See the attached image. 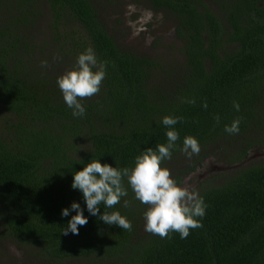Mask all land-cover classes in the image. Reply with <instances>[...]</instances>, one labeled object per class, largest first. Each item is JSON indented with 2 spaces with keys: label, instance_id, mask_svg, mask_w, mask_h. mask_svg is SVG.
I'll use <instances>...</instances> for the list:
<instances>
[{
  "label": "trees",
  "instance_id": "1",
  "mask_svg": "<svg viewBox=\"0 0 264 264\" xmlns=\"http://www.w3.org/2000/svg\"><path fill=\"white\" fill-rule=\"evenodd\" d=\"M140 1L173 16L185 57L178 82L161 86L162 91L148 83L153 61L119 48L91 0H0V102L14 117L4 119L0 130V228L4 236L29 244V253L57 264L84 257L93 264H264V164L244 162L218 174L217 185L197 188L206 205L203 217L196 218L202 227L190 229L183 239L178 232L162 239L141 231L144 212L127 178V196L114 208L101 204L99 214L119 211L131 231L91 215L82 192L71 187L74 172L92 159L131 169L148 147L167 143L166 115L183 117L172 126L179 133L172 155L182 149L185 136L199 142L188 170L196 167L203 149L221 141L228 145L226 154L237 146L234 136L247 132L252 139L245 137L235 156H224L229 165L240 163L264 134L260 0H225L227 28L202 0ZM37 3L46 6L65 62L76 67L78 55L91 47L98 63H105L99 93L80 101L82 117H74L59 86L34 69L27 38ZM236 118L239 132L227 133L225 126ZM73 202L88 223L78 225V235H64L76 214ZM64 208L70 209L68 216L61 215Z\"/></svg>",
  "mask_w": 264,
  "mask_h": 264
},
{
  "label": "rangeland",
  "instance_id": "2",
  "mask_svg": "<svg viewBox=\"0 0 264 264\" xmlns=\"http://www.w3.org/2000/svg\"><path fill=\"white\" fill-rule=\"evenodd\" d=\"M224 1L202 0L222 22L225 20L222 9V5H225ZM91 2L105 30L114 38L119 48L153 61L149 84L162 91L161 86L173 87L174 83L178 82L179 74L184 70L185 57L181 42L175 34L172 15L164 11L152 10L140 0H91ZM36 5L34 16L30 18L32 25L27 38L31 44V55L36 66L34 69L38 71L41 79L45 78L46 82L57 84L60 75L75 67L65 62V58L57 48L59 44L49 27L50 18L46 6L43 3ZM259 6L264 8V0H260ZM223 23L224 28H227L226 23ZM231 48L232 46L229 45L225 50L230 51ZM43 61H47V67L42 66ZM4 119L14 120V117L5 111L0 102V130ZM250 136L253 135L247 132L236 134L232 144L239 148L242 140ZM257 141L248 149L247 163L264 164V134L260 133ZM227 148V143L220 141L213 147L203 149L200 161L191 170L187 169V165L191 163L190 156L182 150L171 155V159H165L161 166L168 168L173 178L177 176L179 184L195 191L201 186H207L206 184L217 185L221 181L218 174L230 173V170H217L219 166L229 165L230 160L224 157L225 155L233 157L237 154L236 148L230 149L225 154ZM146 208L147 206L140 202L139 212L142 210L144 212ZM141 223V231H145V220L143 219ZM29 247H31L29 244L21 245L9 236H4L0 228V264H57L29 253ZM93 263L92 258L84 257L70 259L63 264Z\"/></svg>",
  "mask_w": 264,
  "mask_h": 264
},
{
  "label": "clouds",
  "instance_id": "3",
  "mask_svg": "<svg viewBox=\"0 0 264 264\" xmlns=\"http://www.w3.org/2000/svg\"><path fill=\"white\" fill-rule=\"evenodd\" d=\"M42 66L47 67V61H43ZM105 74V63H98L93 49L89 47L78 55L75 68L67 70L57 78L64 102L72 109L74 117L85 115V107L80 101L99 93ZM187 102L194 103V100ZM233 106L239 111L238 102L234 101ZM203 107L207 108L206 102ZM182 119L183 117L164 116L162 123L168 127L167 143L157 144L155 150L148 147L135 157V164L131 169H118L107 163L101 164L98 159H92L81 170L74 172L71 187L82 192L91 215H99L104 223L131 231V222L119 211H104L99 214L101 204L105 208H114L122 197L127 196L123 183L124 178H127L135 199L147 206L143 213L146 232L162 239L167 238L170 232H178L183 239L188 237L190 229L202 227L196 218L205 214L203 198L196 191L177 183L170 170L161 166L165 159H171L172 150L179 139V133L172 126ZM216 120L219 121L218 116ZM240 122V118H236L224 130L229 134L238 133ZM181 150L189 156L198 154V140L185 136ZM128 206L129 201L125 200L124 207ZM71 209L76 214L67 222V228L62 232L64 235L69 231L78 235V225L84 226L88 223L79 203L73 202ZM69 212V208H64L61 215L68 216Z\"/></svg>",
  "mask_w": 264,
  "mask_h": 264
},
{
  "label": "water",
  "instance_id": "4",
  "mask_svg": "<svg viewBox=\"0 0 264 264\" xmlns=\"http://www.w3.org/2000/svg\"><path fill=\"white\" fill-rule=\"evenodd\" d=\"M247 159L241 161L240 163H236V164H232V165H225V166H219L217 168V170H228V169H232V168H235V167H238L240 166L241 164H243L244 162H246Z\"/></svg>",
  "mask_w": 264,
  "mask_h": 264
}]
</instances>
